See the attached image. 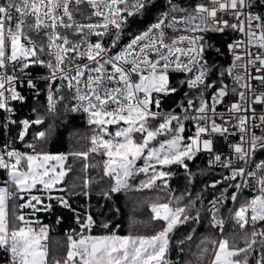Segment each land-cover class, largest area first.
<instances>
[{
    "label": "snow or ice",
    "instance_id": "6c2138e0",
    "mask_svg": "<svg viewBox=\"0 0 264 264\" xmlns=\"http://www.w3.org/2000/svg\"><path fill=\"white\" fill-rule=\"evenodd\" d=\"M167 2L170 12L163 13L156 23L136 35L123 50L111 54V48L119 42L127 16L144 9L146 0H0V110L12 113L10 102L24 100L17 91L20 79L15 74L17 71L24 72L33 65L49 70L47 77H41L48 81L49 113H55L57 103L65 99L64 95H58L61 89L53 85L57 80L66 82L62 86L71 93L73 103L70 111L85 113L89 125L95 126L90 151L105 157L103 174L111 181L109 191L104 193L106 199L121 191L151 189L157 186V181L167 188L171 173L164 168L179 165L187 170L186 160H192L201 151L213 152V140L202 136L210 133L223 135L228 131L208 116L209 112L215 114V104L227 95V86L220 88L212 97V106L201 99L197 108L189 99L184 111L193 109L195 114L191 116L182 118L178 114L165 115L153 110V106L159 109L161 103L154 93L167 95L177 91L169 87L170 71L191 74L187 80L181 81L188 88L213 86L205 83V45L201 43L204 37L199 33H223L229 29L239 34L228 46L234 60L227 72L233 75V69H243V73L235 74V81L242 88L253 91V105H264V92L255 94L253 86L247 82L248 79L258 80L264 85V15L252 11L253 0H204L191 11L177 8L173 0ZM85 6L91 9L87 19L92 21V17H96L97 20L88 23L77 20V14L85 13ZM177 12L181 14H172ZM229 16L231 20L225 18ZM112 28L116 33L111 48L88 39L89 36L102 38ZM165 29L180 34L169 39ZM69 32L79 39H71ZM45 55L48 59L42 58ZM84 60L87 63L77 62ZM27 87L35 89L36 84L28 79ZM239 97L244 100L245 92L241 91ZM229 110L241 112L249 109L233 103ZM251 110L255 112L254 108ZM186 119L205 122L197 124L195 134L188 137V143L183 136L185 127L182 121ZM248 119L239 117L241 133L248 132L245 127ZM260 119L264 123V116ZM209 120L210 129L207 125ZM152 121L159 122L153 125ZM15 123L14 119H8V124ZM19 123V140L24 141L29 130L34 125H43L45 120L38 116ZM47 135L46 130H37L34 139L43 141ZM159 137L165 139L160 140ZM244 143L248 141L241 136V143L233 148L239 159L247 162L250 153L264 148V137L253 133L248 150L243 147ZM26 146L33 149L32 153H22L9 145L0 149V170L7 174L4 186H0V250L8 253L9 264H49L48 228L30 217L36 212L50 211L52 205L45 204L44 198L33 194V190L44 192L48 200L55 199L62 206L69 207L63 197L51 195L54 190L64 191L56 186L67 175L63 167L66 156L38 153L35 145ZM75 155H83L87 159L88 154ZM214 159L220 161L221 157L215 155ZM140 160H143L142 166L137 165ZM224 166L229 167L230 164ZM256 168L264 173V162L257 164ZM140 174L146 179L134 187L130 181ZM247 175L256 178L258 194L241 204L234 211L233 219L241 229L252 225L251 239L246 241L244 248H230L227 239L220 240L213 264H249L248 256L257 244L256 237L264 238V231L255 230V224L264 221V174L257 177V172L252 171ZM237 176H245L244 168L234 169L225 179L235 180ZM231 186L238 190L241 187L239 184ZM231 199L236 201L237 197L233 195ZM10 200L23 203L10 210ZM218 202L211 201L212 226L222 230L224 221L216 217ZM24 209L31 212L25 213ZM151 212L152 219L161 222L159 230L152 235L121 236L115 232L92 235L93 217L89 214L81 221L77 216L80 232L76 236H68L66 258L57 260L55 264H172L167 258L170 234L191 218L187 214V206L153 203ZM102 227L107 229L110 225L104 223ZM242 253V258L237 259ZM255 264H264V251Z\"/></svg>",
    "mask_w": 264,
    "mask_h": 264
},
{
    "label": "trees",
    "instance_id": "16d2710c",
    "mask_svg": "<svg viewBox=\"0 0 264 264\" xmlns=\"http://www.w3.org/2000/svg\"><path fill=\"white\" fill-rule=\"evenodd\" d=\"M200 3L198 0H177V8L191 9ZM153 9L145 14L144 23L153 19ZM179 13V12H178ZM205 45L203 58L208 65V75L206 84L218 83V74L224 73L228 67V57L226 42L231 36L230 31L220 34L204 33L202 35ZM185 81L181 77H169V87L176 88L177 91L169 95H162L164 102L162 110H177L187 99L193 98L195 93L191 92ZM203 87L200 91H205ZM36 99L28 98L25 102L15 105L17 124L10 129V136L16 139L19 122L22 120H34L42 116L45 120L43 125L33 126L22 145H17V149L22 153H32L33 149L27 144L35 145L36 152H43L52 155H64V169L67 175L57 188H63V192L53 191L54 197H63L68 201L69 207H64L57 200H48L46 193L33 190V194L44 198L45 204H51L50 211L36 212L37 218L48 228L49 262L55 264L57 260L63 261L68 250V236H76L80 232V224L77 216L83 221L87 215H91L95 221V226L91 230L92 235H104L115 232L117 235H152L158 231L161 222L152 219L151 204L170 202L171 206L177 204L184 206L195 203L196 210L189 216L188 221L180 224L170 234L169 252L167 258L172 264H210L215 252L220 233L215 231L210 225V217L207 213V206L211 199L220 195L228 189L229 183L224 180L227 170L211 169L207 165L206 157L196 154L192 160H186L187 170L179 165H172L163 170L170 172L168 177V187L165 188L160 181L157 186L143 191H121L111 194L110 199H106L105 192L109 191L111 181L103 174V163L105 157L90 151L91 137L94 134V125H89L88 117L82 114H73L59 110L55 114H49L43 105V93L39 91ZM32 109L35 110L32 112ZM1 119V117H0ZM155 125L156 121H152ZM37 130H46L48 135L43 141L35 140ZM185 143L188 135L183 133ZM160 140L165 137L159 138ZM4 130L0 126V149L4 143ZM76 153H87V159L83 155ZM264 160V152L260 154ZM87 165V167H85ZM4 174L0 171V179ZM146 179L143 174L136 176L130 181L135 187L141 180ZM87 181V186L85 185ZM219 182V183H217ZM216 184L212 187V184ZM38 188L40 186H37ZM232 192L220 204L219 211L216 212L217 219L225 220L232 203ZM253 195L242 193L236 203L238 208L245 201L250 200ZM23 203L19 200H10V210L14 205ZM18 210V209H16ZM27 211H31L27 209ZM104 223L110 225L105 229ZM252 225L241 229L239 225L228 224L221 236L229 241L230 248H244L246 241L251 239ZM257 232L264 231V223L255 224ZM87 231V230H85ZM192 239L189 240L188 237ZM257 244L253 246V251L248 256L249 264H255L264 251V238L257 236ZM237 257V259L242 258Z\"/></svg>",
    "mask_w": 264,
    "mask_h": 264
},
{
    "label": "built area",
    "instance_id": "2783aa9c",
    "mask_svg": "<svg viewBox=\"0 0 264 264\" xmlns=\"http://www.w3.org/2000/svg\"><path fill=\"white\" fill-rule=\"evenodd\" d=\"M177 0H173V3L175 4ZM200 3L204 2V0H198ZM85 13L83 15L77 14V20L82 22V23H88V22H94L98 18L92 17V21H89L87 19V13L91 11V9H88L85 6ZM153 9V19L148 22L144 23L145 20V14L148 10ZM252 11L256 14H261L264 15V0H253V8ZM170 12V5L168 4L167 0H146V7L138 12H136L132 16H127L126 23L122 27L120 31V38L117 46L115 48H111L112 41L115 38V33L116 29L112 28L109 34L105 35L104 37H96V36H89L88 39L91 42H97L100 41L105 47L111 48V54H115L121 50H123L127 44L136 36L139 34H142L144 31L148 30V28L157 22V20L161 17L163 13ZM173 15H180L181 13H172ZM226 19L231 20V17H225ZM61 31H64L63 29ZM168 38L170 39L174 35H179L180 33H174L171 31V29H165ZM225 31H230V37L228 38L226 42V51H227V57H228V67L226 68V71L222 73V71L218 74V83L211 82L210 84L213 85L212 87L206 88L205 91H200L203 86L200 88H188L191 92L195 93V96L192 99L195 102V106L198 108L200 106V101L201 99H204L207 101L209 106L213 105V99L212 97L218 92V90L224 86H227L226 91L227 95L222 98V101L220 103L215 104V114L209 112L208 116L212 117L215 119L216 124L221 125L223 128H227L228 131L225 132L223 135L220 133H210L208 136H202V138H210L213 140V152L208 153V152H199L197 154L203 155L206 157L207 160V165L211 169H222V170H227L225 177L231 176L232 171L234 169L238 168H244L245 170V176L243 178L237 176L235 180H226L229 183V187L226 191L222 192L220 195L214 197L211 199L219 201L217 203V208H219L220 204L226 199L227 195L232 192V196L235 195L237 197L236 201L232 200L230 209L228 211V214L224 220L223 224V229L221 230L220 227H213L212 226V212L210 211L212 209L211 201L209 202L207 206V213L210 217V225L211 227L220 233V240L221 236L228 224H231L232 226H237L239 225L234 219H233V213L237 209L236 208V203L242 193H248L250 195H256L258 194V185L256 184V178L255 177H249L247 175L248 172L255 171L257 172V177L260 175L264 174L261 171L257 170L256 165L264 162L263 158L261 157V153L264 152V148H257V150L254 153H250L249 157L246 158L247 162L245 160L239 159V154H237L234 151L233 146L236 144L241 143V136L245 137V140L248 141V143H244L243 147L245 150L249 149L250 146V141L253 133L257 137H264V123L261 122L260 117L264 116V105L262 104H255L253 105L251 103L253 99V91L251 90H246L238 84L234 76L236 73H243V69L236 68L233 69V75H229L227 72V69L230 68L233 64L234 56L232 52L229 50V44H232L239 36L238 33L233 32L232 30L226 29ZM204 33H209V34H220L219 32H204ZM204 33H199V35H203ZM69 36L71 39H79V37L72 36L71 33L69 32ZM39 43V40H37ZM202 43V42H201ZM43 59H48V57L45 55L42 57ZM203 61L205 59L203 58ZM78 63H87L86 60L84 61H77ZM207 66V75H208V65ZM250 71L254 72V70L250 69ZM20 79L17 82V91L20 92V94L24 97L23 101H11L10 102V107H12L13 112L8 113L3 110H0V126L4 130V143L1 146V149L5 145H9L11 148L19 151L17 149V145H22L25 141L19 140V132L21 130V125H18V131L16 133V139H13L10 136V129L12 127H15L17 124L16 120V107L15 105L20 103V102H25L28 98H34L36 99V95L39 93V91H42L43 93V105L44 109L48 112V107H47V93H48V81L45 79H41V77H47L49 75V70L45 67H42L40 65H33L30 66L28 69H26L24 72L17 71L15 73ZM255 75H259V73H254ZM191 75V74H188ZM188 75H186L183 72L179 71H170L169 72V77L171 76H176V77H181L184 80L188 79ZM207 78V76H206ZM247 78V77H246ZM32 79L33 82L36 84L35 89H30L27 87V80ZM206 80V79H205ZM247 82L253 86L255 94H260L261 92H264V85H261L260 81L258 80H251L248 79ZM63 83L66 82H61L59 80L56 81V84L53 85L54 88L59 87L61 89L60 93L58 95H64L65 99L62 101H59L56 106V112L59 110L66 111L69 113L73 114H82L87 116L83 112H72L70 111L71 103H73L70 99L71 93L68 92V90L62 86ZM243 83V81H241ZM243 91L245 92V99L241 100L239 97V93ZM201 92H203V96L201 97ZM170 94V93H169ZM167 94V95H169ZM154 95V94H153ZM164 95V94H162ZM156 98L160 100V107L159 109H156L155 106H153L154 111H159L162 114H169V113H174L180 115L182 118L185 115L191 116L194 115V110L193 109H188L187 112L184 111V108L187 107V99L182 105L177 109H169V110H162V105L165 103L164 98L161 97L159 94L154 95ZM233 103H237L242 105L245 108H248V111H241V112H234L230 111L229 109L231 108V105ZM255 109V112L251 109ZM35 110L32 109V112ZM49 113V112H48ZM55 113H49V114H55ZM244 116L248 117L249 119L247 120V123L245 127L248 129L247 133H241L239 131V117ZM255 116V119H252V117ZM14 119L16 121L15 124H8V119ZM159 121H156V124ZM185 127L184 133L188 135V137H191L195 134L197 124H205L204 121H196L192 119H186L182 121ZM5 124H8L7 127H4ZM210 124L211 120L207 122V125L209 126L210 129ZM27 136V135H26ZM25 136V138H26ZM162 138V137H159ZM215 155H220L221 160L220 161H215L214 156ZM225 164H230L229 167H225ZM4 176L0 179V186H4V181L7 180V174L5 171L0 170ZM247 181V186H245V182ZM239 184L241 185L240 189H236L235 187H232L231 185H236ZM25 213H29L31 211H27V209H24ZM31 219H36L39 220L41 223V219L37 218V214L35 213L33 216L30 217ZM263 222L264 221H259ZM219 240V241H220ZM48 245V241H46ZM219 244V242H218ZM217 244V245H218ZM217 247V246H216ZM48 252H49V246H48ZM50 255V253H49ZM9 255L7 252L0 250V264H9ZM49 259V256H48ZM49 264H51L49 262ZM211 264V262H210Z\"/></svg>",
    "mask_w": 264,
    "mask_h": 264
},
{
    "label": "rangeland",
    "instance_id": "374dc122",
    "mask_svg": "<svg viewBox=\"0 0 264 264\" xmlns=\"http://www.w3.org/2000/svg\"><path fill=\"white\" fill-rule=\"evenodd\" d=\"M162 94V93H161ZM154 95H157V94H155L154 93ZM160 95V94H159ZM188 142H190L188 139H187V142L186 143H188ZM137 165L138 166H142L143 165V160H140V161H138L137 162ZM196 210V207H195V203H191V204H189V205H187V214L188 215H190L192 212H194ZM219 245V244H218ZM218 245H217V247H216V249H215V252L217 251V249H218ZM215 252H214V254H213V258H212V261H211V264H213V260H214V257H215Z\"/></svg>",
    "mask_w": 264,
    "mask_h": 264
},
{
    "label": "water",
    "instance_id": "95a60500",
    "mask_svg": "<svg viewBox=\"0 0 264 264\" xmlns=\"http://www.w3.org/2000/svg\"><path fill=\"white\" fill-rule=\"evenodd\" d=\"M220 240V239H219ZM219 242V241H218ZM218 244V243H217Z\"/></svg>",
    "mask_w": 264,
    "mask_h": 264
},
{
    "label": "crops",
    "instance_id": "0c3cea01",
    "mask_svg": "<svg viewBox=\"0 0 264 264\" xmlns=\"http://www.w3.org/2000/svg\"><path fill=\"white\" fill-rule=\"evenodd\" d=\"M39 186V185H38Z\"/></svg>",
    "mask_w": 264,
    "mask_h": 264
}]
</instances>
